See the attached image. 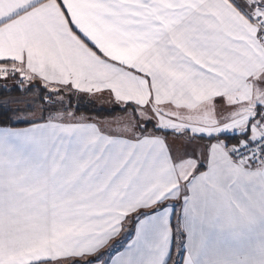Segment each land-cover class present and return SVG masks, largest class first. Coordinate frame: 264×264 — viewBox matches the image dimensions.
Returning a JSON list of instances; mask_svg holds the SVG:
<instances>
[{
    "label": "snow or ice",
    "instance_id": "1",
    "mask_svg": "<svg viewBox=\"0 0 264 264\" xmlns=\"http://www.w3.org/2000/svg\"><path fill=\"white\" fill-rule=\"evenodd\" d=\"M0 81V264H264V0H0Z\"/></svg>",
    "mask_w": 264,
    "mask_h": 264
},
{
    "label": "trees",
    "instance_id": "2",
    "mask_svg": "<svg viewBox=\"0 0 264 264\" xmlns=\"http://www.w3.org/2000/svg\"><path fill=\"white\" fill-rule=\"evenodd\" d=\"M15 86V82L8 85L9 88H13ZM5 95H21L20 92L13 91L11 93H3L2 87H0V99H2ZM116 107L113 103L106 107L98 106L94 104L92 101L87 100L86 98L74 95L71 97V110L75 111L77 115H96V116H113L117 114H121L118 110L114 112H109V109ZM23 126V125H20ZM234 142V141H233ZM176 258V253H175Z\"/></svg>",
    "mask_w": 264,
    "mask_h": 264
},
{
    "label": "crops",
    "instance_id": "3",
    "mask_svg": "<svg viewBox=\"0 0 264 264\" xmlns=\"http://www.w3.org/2000/svg\"><path fill=\"white\" fill-rule=\"evenodd\" d=\"M11 80V79H10ZM14 80H11V82H13ZM11 84V83H10ZM79 96H82L84 98H86L87 100L92 101L94 104H97L98 106H108L111 105V97L108 93H104V94H97L94 96H89L88 94H78ZM121 114H117V115H113V116H96V115H78V116H84L90 120H98V121H104V120H109L112 119L115 116H119ZM117 247H119V245H117ZM107 251V250H106ZM112 255L115 254V251H113L111 253ZM173 255L175 256V252L173 253ZM176 259L179 260V256L176 255Z\"/></svg>",
    "mask_w": 264,
    "mask_h": 264
},
{
    "label": "rangeland",
    "instance_id": "4",
    "mask_svg": "<svg viewBox=\"0 0 264 264\" xmlns=\"http://www.w3.org/2000/svg\"><path fill=\"white\" fill-rule=\"evenodd\" d=\"M3 83H4L3 81H0V85H2ZM10 83H13V82H11V80L9 79L7 81V85H9ZM11 96H16V95H11ZM18 96H20V95H18ZM66 103H67V100H66Z\"/></svg>",
    "mask_w": 264,
    "mask_h": 264
},
{
    "label": "built area",
    "instance_id": "5",
    "mask_svg": "<svg viewBox=\"0 0 264 264\" xmlns=\"http://www.w3.org/2000/svg\"><path fill=\"white\" fill-rule=\"evenodd\" d=\"M13 82H15V81H13Z\"/></svg>",
    "mask_w": 264,
    "mask_h": 264
}]
</instances>
